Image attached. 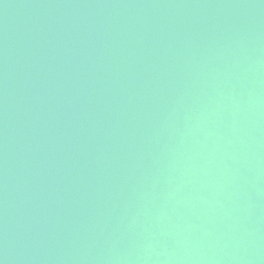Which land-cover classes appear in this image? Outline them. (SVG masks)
Here are the masks:
<instances>
[{
    "label": "water",
    "instance_id": "1",
    "mask_svg": "<svg viewBox=\"0 0 264 264\" xmlns=\"http://www.w3.org/2000/svg\"><path fill=\"white\" fill-rule=\"evenodd\" d=\"M0 264H264V0H0Z\"/></svg>",
    "mask_w": 264,
    "mask_h": 264
}]
</instances>
